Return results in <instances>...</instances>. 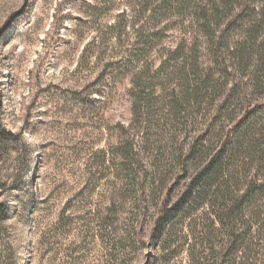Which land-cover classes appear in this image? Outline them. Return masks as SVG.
<instances>
[{
	"label": "rangeland",
	"instance_id": "rangeland-1",
	"mask_svg": "<svg viewBox=\"0 0 264 264\" xmlns=\"http://www.w3.org/2000/svg\"><path fill=\"white\" fill-rule=\"evenodd\" d=\"M128 1L0 0V91L4 102L0 119L16 135L6 144L0 143V202L9 207L7 215L0 216V264L189 263L184 248L166 261L161 248L148 243L156 206H150L146 218L143 240L147 243L132 247L125 242L111 248L112 239L125 236L137 213L134 200L121 204L114 200L129 189L128 171L120 169L116 149L127 140L140 143L145 129L150 147L141 152L138 181L142 182L143 170L157 155L170 171L167 184H171L176 173L170 149L177 142L188 146L204 133L206 145L223 138L244 104L245 79L239 81L240 97L224 106L232 83L223 86L217 73L208 93L195 99L190 92L186 100L178 101L176 115L168 107L174 98L167 83L166 94L146 101L143 115L133 124L136 95L150 85L149 75L163 76L159 52L184 39L190 41L204 16L197 14L194 4L180 12H162L158 18L159 26H167L165 39L149 52L143 44L146 39L135 46V30L130 24L121 38L110 30L123 10L129 20L133 16ZM198 5L202 6L200 0ZM207 14L216 35L232 19L222 6L218 14ZM146 15L136 26H143L144 36L158 21ZM201 40V54L207 59L208 40L205 36ZM173 82L182 92L194 88L181 77ZM156 84L162 85V81ZM262 92H253L252 100L264 110ZM151 173H146L147 186L154 177ZM111 205L120 210L117 218L110 219L116 228L114 238L108 234L110 229H101V218ZM179 232L183 241L186 236L193 240L188 223L180 225Z\"/></svg>",
	"mask_w": 264,
	"mask_h": 264
},
{
	"label": "trees",
	"instance_id": "trees-1",
	"mask_svg": "<svg viewBox=\"0 0 264 264\" xmlns=\"http://www.w3.org/2000/svg\"><path fill=\"white\" fill-rule=\"evenodd\" d=\"M200 1L202 6L198 5V0H129L127 9L133 13L131 19L123 10L117 23L110 27L111 32L121 38L130 24L135 30V46L146 39L143 44L150 52L165 39L167 26H159L161 21L158 18L162 12H180L194 4L197 14L204 16L202 22L197 23V33L190 41L184 39L164 53L159 52L160 56L155 50L160 59L159 72H163V76L153 78L149 75L150 85L143 86L136 95L133 124L143 115L146 101L166 94L164 85L167 83L171 85L174 98L168 107L172 115H176L178 101L186 100L191 95L197 99L208 93L217 73L218 81L223 80V86L227 82L232 83L224 106L240 97L239 81L245 79L242 84L244 104L239 115L233 119L232 127L212 146L206 145L204 133L194 138L188 146L186 142H177L170 149L176 176L169 185L167 180L172 176L162 166V156L157 155L150 160L149 168L143 170L142 182L138 181L142 174H137L140 158H143L141 152L150 147V142L146 140L149 134L145 129L141 132L140 143L131 139L119 145L116 149L121 159L119 167L128 171L129 189L121 191L114 200L117 199L120 204L134 200L137 213L131 217L125 236L114 238L112 235L116 233V228L110 219L117 218L120 210L111 205L106 216L101 218V229L107 232L110 229L108 234L114 238L110 244L112 249L123 246L125 242L132 247H137L140 242L145 244L143 231L146 218L150 206H156L158 211L148 243L160 247L166 261L173 259L184 248L188 264H264V110L252 100L254 93H264V0ZM221 6L228 9L232 19L225 22L216 35L207 13L218 14ZM146 14L158 18V21L144 36L143 26H136ZM204 36L208 40L207 59L201 54V39L204 40ZM178 77L184 83H191L194 88L184 92L179 90L178 84L173 82ZM158 80L162 81V85L156 84ZM3 103L0 91V117ZM210 132L207 130V133ZM15 137L11 130L3 127L0 119V143L6 144ZM136 145H139V152ZM162 150L164 155L167 147ZM133 170H136V174H133ZM149 171L154 176L150 178V189L146 185L149 177L146 173ZM182 181V189L174 198ZM8 208L0 202L1 217L7 215ZM186 223L193 240L186 236L183 241L179 235L180 225Z\"/></svg>",
	"mask_w": 264,
	"mask_h": 264
}]
</instances>
